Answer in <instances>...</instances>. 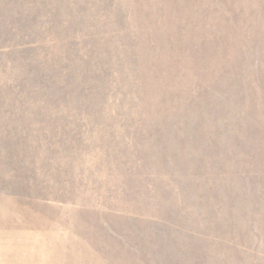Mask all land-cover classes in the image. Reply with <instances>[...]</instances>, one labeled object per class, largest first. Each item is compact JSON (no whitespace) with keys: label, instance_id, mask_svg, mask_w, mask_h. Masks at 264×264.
Returning a JSON list of instances; mask_svg holds the SVG:
<instances>
[{"label":"rangeland","instance_id":"obj_1","mask_svg":"<svg viewBox=\"0 0 264 264\" xmlns=\"http://www.w3.org/2000/svg\"><path fill=\"white\" fill-rule=\"evenodd\" d=\"M0 264H264V0H0Z\"/></svg>","mask_w":264,"mask_h":264}]
</instances>
